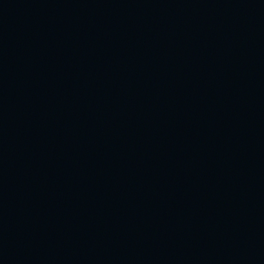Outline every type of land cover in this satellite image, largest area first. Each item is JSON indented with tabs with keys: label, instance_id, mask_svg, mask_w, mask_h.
Instances as JSON below:
<instances>
[{
	"label": "water",
	"instance_id": "obj_1",
	"mask_svg": "<svg viewBox=\"0 0 264 264\" xmlns=\"http://www.w3.org/2000/svg\"><path fill=\"white\" fill-rule=\"evenodd\" d=\"M0 264H264V0H0Z\"/></svg>",
	"mask_w": 264,
	"mask_h": 264
}]
</instances>
